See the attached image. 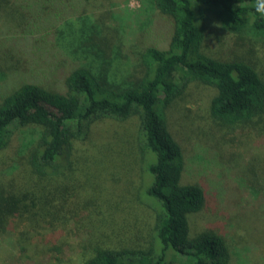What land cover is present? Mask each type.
<instances>
[{
    "label": "trees",
    "instance_id": "16d2710c",
    "mask_svg": "<svg viewBox=\"0 0 264 264\" xmlns=\"http://www.w3.org/2000/svg\"><path fill=\"white\" fill-rule=\"evenodd\" d=\"M90 2L0 0V150L19 132L22 151L18 167L0 176V264H233L223 231L191 230L208 196L182 182L184 151L166 111L192 82L213 87L210 117L227 142L255 135L264 149V70L246 58L264 47L256 0H140L137 13L98 15ZM210 20L232 35L239 54L224 59L203 48ZM127 28L142 33L138 49ZM104 119L137 121L129 150L140 177L146 169L152 177L145 196L135 193L155 212L147 233L132 202L128 215L120 202L78 201L77 182L99 174L77 150ZM132 169H125L131 186ZM228 183L237 190L231 209L264 208V187Z\"/></svg>",
    "mask_w": 264,
    "mask_h": 264
},
{
    "label": "rangeland",
    "instance_id": "374dc122",
    "mask_svg": "<svg viewBox=\"0 0 264 264\" xmlns=\"http://www.w3.org/2000/svg\"><path fill=\"white\" fill-rule=\"evenodd\" d=\"M104 8L121 13L127 10L133 14L139 12L141 2L91 0L89 5L90 11L96 15L103 13ZM208 28L209 35L203 48L210 54L231 59L243 50L236 44L232 35L219 30L212 20ZM125 36L133 49L140 47L141 32L137 31L135 34L132 29L127 28ZM246 58L257 62V66L264 70V47L257 44L253 52L246 54ZM213 94V87L192 82L188 85L184 97L166 111L172 134L184 151L185 170L182 182L200 184L208 196V203L204 209L191 215V230L196 232L213 227L223 231L234 253L233 264H264V208L252 213L242 208L231 209V201L237 190L233 185L230 191L227 187L230 185L229 181L238 184L240 188L248 183L264 187V181H258L252 173L264 174V149L260 147L261 140L255 135L246 137L243 143H241L243 140L237 141V144L241 143L240 145H231L227 142L226 133L210 117L209 104ZM137 129L136 119L126 122L104 119L94 124L90 139L79 144L77 155L83 160L88 159L89 163L95 160L97 163L93 168L99 175H92L94 178L85 176L83 181L77 182L80 185L78 201L81 206L86 204L96 206L100 201L108 203L109 200L120 202L121 208L128 215L133 213L129 207L132 202L140 217V222L137 223L147 228V233L153 224L155 212L153 208L143 203L139 204L135 193L145 196L152 177L147 169L145 177H140V167L135 161V155L129 150L131 134L135 135ZM20 144L21 134L17 132L9 145L0 150V176H8L15 167H18V159L20 160L22 156ZM248 163H251L250 166ZM132 167L129 176V179L133 180L131 186L126 183L125 169ZM241 179L245 183L240 181ZM222 183L224 187L218 189ZM216 194L217 198H222L224 206L218 203ZM119 211L125 218V213ZM114 216L113 213L110 215V223H116ZM90 219L94 226L93 219ZM130 219L134 221L133 216ZM142 222L145 224L142 225ZM107 224V219L100 223L101 226ZM77 239H82V236L79 238L77 235Z\"/></svg>",
    "mask_w": 264,
    "mask_h": 264
},
{
    "label": "clouds",
    "instance_id": "9594fccd",
    "mask_svg": "<svg viewBox=\"0 0 264 264\" xmlns=\"http://www.w3.org/2000/svg\"><path fill=\"white\" fill-rule=\"evenodd\" d=\"M254 8L257 13L264 16V0H256Z\"/></svg>",
    "mask_w": 264,
    "mask_h": 264
}]
</instances>
